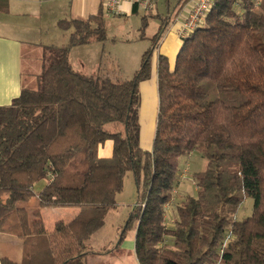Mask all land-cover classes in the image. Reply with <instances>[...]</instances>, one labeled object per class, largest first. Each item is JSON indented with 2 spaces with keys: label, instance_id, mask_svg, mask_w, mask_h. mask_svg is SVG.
Masks as SVG:
<instances>
[{
  "label": "trees",
  "instance_id": "16d2710c",
  "mask_svg": "<svg viewBox=\"0 0 264 264\" xmlns=\"http://www.w3.org/2000/svg\"><path fill=\"white\" fill-rule=\"evenodd\" d=\"M146 25L142 16L141 36ZM57 26L71 30L66 43L44 47L34 85L0 106V232L22 242L21 261L1 264H109L108 251L88 241L116 206L127 171L137 201L122 233L135 217L138 264H264V0H212L172 67L158 56L149 150L139 142V83L150 76L163 24L124 79L112 69L85 74L69 61L73 47L107 40L102 6ZM106 141L111 155L100 157ZM192 151L206 162L192 173L196 195H186L167 224L179 158ZM33 198L77 210L47 231L38 210L29 220ZM246 198L251 213L237 218Z\"/></svg>",
  "mask_w": 264,
  "mask_h": 264
},
{
  "label": "crops",
  "instance_id": "0c3cea01",
  "mask_svg": "<svg viewBox=\"0 0 264 264\" xmlns=\"http://www.w3.org/2000/svg\"><path fill=\"white\" fill-rule=\"evenodd\" d=\"M172 1L157 0L155 12H153V8L149 12H144L136 4L125 0L119 4V10L114 14L125 19L132 16L141 19L142 16H147V23L152 18H158L159 22L154 33L144 31V35H140V38H149L150 41L160 24H163L161 36L151 55L150 76L139 83V142L144 150L151 148L152 135H154L153 128L155 129V124L152 125V119L157 112V94L155 108V101L152 102L151 100V91H154L156 86L157 58L159 55L164 56L172 67L182 42L177 30L193 3V0H175L174 4ZM158 3H160L159 7ZM101 6L103 8V0H0V106L10 104L19 95L21 89L30 85L35 75L38 74L32 72L31 69L27 71L25 69V60L30 52L40 51L39 54H42L43 48L46 46H58L66 43L71 30L68 29L62 32L63 30L57 26L59 19L87 18L89 15L96 13ZM103 18L106 21V18L109 19V15L104 14ZM111 40L114 41V39ZM92 43L94 42L83 46L88 47ZM76 47L78 46L71 49L69 61L70 54ZM154 52L155 56H153ZM82 59L81 57L78 58L75 66L71 61L70 63L74 69L87 74L85 61ZM29 60V65L26 64V66L31 65V59L28 58ZM39 66L41 65L39 64ZM117 70L120 73L118 67ZM150 121L151 124H149ZM142 141L145 142L146 147L143 146ZM111 151L112 143L106 141L100 147L99 155L100 157H110ZM103 226L95 233H98ZM119 226L113 228L116 233H118ZM131 226V231L126 230L119 237H116V235L114 237L116 241L107 242L104 238L99 237L95 239V244L91 245L89 242L88 244L93 250L108 251L109 264H138L134 254L135 226L133 228ZM3 257L20 262L22 259V242L14 235L0 232V264Z\"/></svg>",
  "mask_w": 264,
  "mask_h": 264
},
{
  "label": "rangeland",
  "instance_id": "374dc122",
  "mask_svg": "<svg viewBox=\"0 0 264 264\" xmlns=\"http://www.w3.org/2000/svg\"><path fill=\"white\" fill-rule=\"evenodd\" d=\"M174 1L175 0L172 1L173 4ZM159 4L160 3H158V7ZM164 8L165 7L163 6V9ZM155 11L156 9L154 6L153 12ZM104 14H107V16L109 15V19L106 18V21H104V23L106 22L105 27L108 39L104 42H94L88 47L79 45L78 47L74 48L70 54V61L75 66L77 65L76 60L80 57L81 59L83 58L85 61V71L87 74H95L97 71L106 72L110 71V69L117 70L118 67L120 69V73L118 74L120 78H130L134 71L138 69L141 54L150 45L151 41L149 38H140V17L132 16L128 19H125L122 16H115V13H107L103 7V15ZM158 22V18H152V20L147 23L145 31L148 33H154ZM62 32H64V30ZM111 39H114V41ZM39 52L40 51L30 52L29 55H27L25 60L26 71L31 69L32 72H40L41 66H39V64L41 65L43 58L42 54H39ZM153 56H155V52ZM28 58L31 59L30 66H28V63L30 62V60L28 61ZM26 64L28 65L26 66ZM30 80L32 81V78ZM31 84L34 85V80L30 83V85ZM151 92V100L152 102L155 101L156 108V86L155 90ZM155 115L156 114L153 115L152 125H154L156 121ZM149 124H151V121ZM142 144L144 147H146L144 141H142ZM205 163V159L197 151H192L189 155H184L179 158V182L173 192L170 205L166 209L165 218L167 224H170L171 222L175 206L186 195H196V186L192 179V173L203 169L205 167ZM47 181V177L37 180L33 183V189L41 190ZM136 201L137 191L135 180L132 172L127 171L123 178V187L121 191L116 194V206L107 213L103 228L90 238L88 241L89 244H95V239L99 237L104 238L107 242L116 241L114 237L116 235V237H119L122 233V229L128 220ZM25 205L29 212L30 221L35 219L32 211H39L40 219L43 221L44 227L47 231H50L53 228L54 223L57 221H69L73 217L74 211L76 210V206H39L37 200L34 198ZM251 208L252 199H244L236 213V217L242 218L243 216L249 215L251 213ZM135 224L136 218L134 217L131 227L133 228ZM117 225H120L118 233H116V230L114 231L113 229L117 227ZM128 231H131V228H129Z\"/></svg>",
  "mask_w": 264,
  "mask_h": 264
},
{
  "label": "built area",
  "instance_id": "2783aa9c",
  "mask_svg": "<svg viewBox=\"0 0 264 264\" xmlns=\"http://www.w3.org/2000/svg\"><path fill=\"white\" fill-rule=\"evenodd\" d=\"M122 1L125 0H103V7L107 13H117L119 4ZM126 1L136 4L144 12H149L155 6L157 0ZM211 4L212 0H193L190 10L177 30V34L181 40L203 22L210 10Z\"/></svg>",
  "mask_w": 264,
  "mask_h": 264
}]
</instances>
